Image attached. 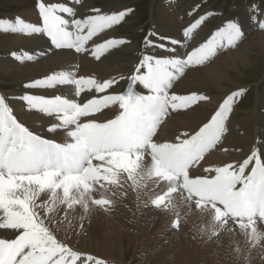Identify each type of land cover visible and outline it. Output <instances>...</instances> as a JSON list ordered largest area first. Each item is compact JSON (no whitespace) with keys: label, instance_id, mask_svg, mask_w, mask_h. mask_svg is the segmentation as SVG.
<instances>
[{"label":"snow or ice","instance_id":"1","mask_svg":"<svg viewBox=\"0 0 264 264\" xmlns=\"http://www.w3.org/2000/svg\"><path fill=\"white\" fill-rule=\"evenodd\" d=\"M81 3L37 0L40 23L0 18V31L43 34L55 49L90 54L97 61L109 50L130 43L124 38L100 37L120 24L131 9L111 14L90 9L94 14L78 18ZM251 10L252 22L264 30V13L256 5ZM210 15L190 22L182 40L149 32L145 53L127 76L100 80L60 70L25 85L27 89L73 86L75 98L0 94V230H14V238H0V264H106L93 254L73 250L58 233L74 227L69 216L78 210H83L81 229L96 207L109 212L114 200L108 194L126 196L128 181L138 200L149 196L156 209L172 214L173 229L179 230L189 215L198 214L207 222L209 239L225 233L235 236L238 227L249 247H264V140L258 138L241 161L203 168L213 175L190 174L222 144L234 105L245 89L226 95L197 131L183 132L175 142L156 139L170 110H192L211 100L197 92L177 94L171 91L174 83L190 67L204 65L221 49L236 47L245 36L241 25L229 20L191 51H177L187 48ZM154 49L169 55H154ZM11 55L22 63L36 58L27 51ZM121 80L126 81V88L117 92ZM137 85L147 94L138 91ZM12 100L50 117L45 130L52 138L19 120ZM60 134L64 139L58 142L54 137ZM94 193H100L99 197ZM57 205L63 207L57 210ZM234 242L239 256L242 249Z\"/></svg>","mask_w":264,"mask_h":264},{"label":"bare ground","instance_id":"2","mask_svg":"<svg viewBox=\"0 0 264 264\" xmlns=\"http://www.w3.org/2000/svg\"><path fill=\"white\" fill-rule=\"evenodd\" d=\"M5 1L13 4L16 2L19 5L21 3L23 7L2 19L14 20L16 17H21L27 22L40 23L37 0H30L29 4L23 0ZM34 2H36L35 6ZM121 2L122 0H103L101 5L93 0H82V3L77 6L78 18L94 14L90 12V9H100L102 13L111 14L122 11L130 5L129 3L121 4ZM182 2L183 0H161L153 6L151 13L152 15L155 13L156 17L151 20L149 32L182 40L183 29L200 15H204L207 10H202L196 16L189 15L193 7H182ZM254 4L258 6L255 1L246 7L242 15L243 22L240 23L242 31L248 36L245 43L240 41L236 47L221 49L204 65L190 67L174 83L171 90L177 94L192 92L204 94L211 98L210 102H202L199 107L193 106L192 110H180L176 113L170 110V117L166 119L157 140L175 142V138L181 133L191 134L197 131L202 122H206L205 117L222 102V99L231 91L238 90L236 86L241 84L239 79L245 76L247 69L255 70L264 63V30L258 29L250 17V13H253L251 6ZM258 9L264 13L259 6ZM248 10L251 11L246 13ZM205 24L203 23L194 34V38L187 42L186 49L178 47L177 51L181 53L191 51L193 47L210 38L214 31L207 28ZM224 24H221V27ZM115 30V26L106 30L100 38H124L130 43L109 50L100 61L95 60L90 54H75L73 50L55 49L48 37L43 34L26 35L0 31V94L19 97L29 92L44 93L48 96L62 94L68 98H75L74 87L69 85L57 86L54 89L25 88L30 81L60 70H71L77 76H94L100 80L121 74L127 76L145 53L144 41L142 50L140 48L141 53L138 52L139 56L135 57L133 47L137 46V41L121 37ZM23 51L29 52L36 58L22 63L11 55L12 52ZM151 52L157 56L169 55L167 51L161 49H154ZM77 65L78 68L75 67ZM233 72L234 75H230ZM2 76L12 78L14 87L9 82L2 84ZM214 87L219 89V95L215 94ZM124 88H126V81L121 80L115 87V91L119 92ZM136 88L143 93L146 91L140 85ZM11 106L19 120L29 123L33 126L31 128L44 134L45 137L52 138L45 130L50 117L38 112L33 113L32 110L27 111L19 100H12ZM238 109L234 105V112L227 122L228 132L222 144L207 154L201 165L190 170L192 176L213 175L214 173L204 172L203 168L241 161L257 144L258 138L264 140V113L260 111L264 109V93L258 92L253 111L245 117L236 116ZM111 112L112 109L107 112V115H111ZM54 138L58 142L64 139L62 134ZM130 185L131 181L125 184L126 196L117 193L113 197L108 194L114 200L111 210L105 212L96 207L91 216L82 222L83 229L79 227L81 224L79 217L83 215V210L70 214L69 219L74 227L67 232L61 230L58 238L66 241L73 250L93 254L105 260L106 264H264V247L260 245L249 247L243 235L239 234L238 227L235 236L225 233L221 238L209 239L207 222L196 214L189 215L186 222H182L179 230L173 229L172 214L156 209L150 203L149 196L141 195L138 200L137 193ZM94 195L99 197L100 193H94ZM60 207L63 206L57 205V210ZM201 227L205 228L204 232L200 231ZM13 236L14 230H0V238ZM234 241H238L242 249L239 256L234 251L237 247ZM130 251L135 253L131 260L127 257Z\"/></svg>","mask_w":264,"mask_h":264},{"label":"rangeland","instance_id":"3","mask_svg":"<svg viewBox=\"0 0 264 264\" xmlns=\"http://www.w3.org/2000/svg\"><path fill=\"white\" fill-rule=\"evenodd\" d=\"M23 1L26 4H29L30 0H23ZM160 1L161 0H127V1L122 0L121 2V4L129 3L130 5L126 9H131L132 11L126 15L125 19L120 24L115 26L116 28L115 32L121 37H125L127 39L129 38L128 40L131 39V40L137 41L138 43L137 46L133 47V55L135 57L139 56V53H141V50H142L141 46L145 39V36L148 35L149 31H151V20L152 18L156 17L155 13L154 15H152L151 13L152 7L158 4ZM189 1L190 0H183V2L181 3V6L182 7H193V9L191 10V13L193 16H196L197 14L202 12V10L204 11L205 9L207 10L204 14L209 13V12L212 13V15L205 20L204 24L206 23L205 26L214 32L218 28L221 27V24H224L229 20L237 21L239 24L242 23L243 17H244V16L242 17V15H244V10L246 9L247 6L251 5V3L255 1H257V5L260 7V9L264 10V0H200V1L198 0V2L197 0H193V1L191 0L190 2ZM93 2L97 4H101V5L103 4V0H93ZM35 3L36 2H34L33 4L34 6H35ZM21 7H23L21 3L19 5V3H16V2H14L13 4V3L6 2L5 0H0V18L8 14L17 12V9ZM250 11L251 10H248V12L246 13H249ZM253 15L254 13H250V17H252ZM38 17H39V13H38ZM247 37L248 36L245 33V36L241 42L245 43V40L247 39ZM230 75L233 76L234 72L231 73ZM240 77H241V73H240L239 78ZM239 80L241 84L239 86H236V89L239 90L240 88H243L245 89V92H244V95L240 97L237 100V103L235 104L236 108L237 109L239 108L236 116L245 117L249 112L253 111L255 107V101H256L258 92H260L261 94L264 93L263 91L264 90V63L260 64V67L255 70L247 69L245 76ZM1 81H2V84L9 82L10 85L14 87V84L12 83L13 79L10 78L9 76H2ZM214 89L216 90L215 94L219 95L220 94L219 89L217 87H214ZM137 90L140 91L139 89ZM140 92L143 93L142 91ZM32 94L48 96L44 93L42 94L32 93ZM143 94H147V90ZM22 107L24 108V105ZM32 111L33 113L38 112L36 110H32ZM112 111H115V108H113ZM260 111L264 113V109H261ZM25 124L26 126H29L30 128L33 127L29 123H25ZM134 254L135 253L133 251H130L127 254L128 259L131 260Z\"/></svg>","mask_w":264,"mask_h":264}]
</instances>
